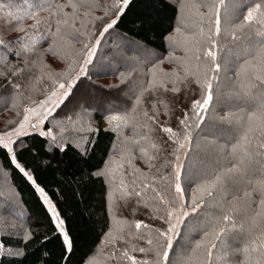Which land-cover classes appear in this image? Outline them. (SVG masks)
Wrapping results in <instances>:
<instances>
[{
	"label": "snow or ice",
	"instance_id": "obj_1",
	"mask_svg": "<svg viewBox=\"0 0 264 264\" xmlns=\"http://www.w3.org/2000/svg\"><path fill=\"white\" fill-rule=\"evenodd\" d=\"M129 3L0 0V20L16 33L0 36L6 94L0 101L17 117L0 130V152L42 201L53 233L44 239L60 242L66 264L75 242L45 189L18 160L17 140L36 135L49 152L89 158L95 141L83 133L99 129L91 105L80 104L74 88ZM175 13L164 37L166 57L143 46L135 66L116 69L125 87L110 86L118 88L120 103L101 117L114 138L90 172L106 185L107 230L80 264H264V0H175ZM45 53L64 69L52 71ZM42 81L37 100L33 93ZM137 159L147 171L135 166ZM121 207L131 218L118 215ZM142 210L147 220L136 218ZM20 229L5 224L0 232L29 241L30 228ZM3 255L25 253L0 242Z\"/></svg>",
	"mask_w": 264,
	"mask_h": 264
},
{
	"label": "trees",
	"instance_id": "obj_2",
	"mask_svg": "<svg viewBox=\"0 0 264 264\" xmlns=\"http://www.w3.org/2000/svg\"><path fill=\"white\" fill-rule=\"evenodd\" d=\"M175 24V0H130L118 28L115 31L110 30L111 35L105 34L93 60V65H103L105 71H99L93 65H89L88 75L81 77L74 88V92L80 88L85 94L93 91L99 101L96 104L87 103L91 105L90 111L95 117L93 128H98L99 131L83 133L85 136H91L95 141L94 148L91 149L86 161H82L73 151H68L66 154L47 151L42 138L36 135L21 137L17 141L18 160L32 171L37 183L45 189L61 218L65 220V227L75 242L74 252L67 259V264H80L81 257L99 244L103 232L107 230L106 185L102 178L90 176V172L94 166L102 164L114 138L113 133L104 131L105 124L101 117L107 109L120 103L115 98L118 88L110 87L111 85L125 87L119 84L116 69L125 70L135 66L137 59L143 55V46H147L161 57H166L168 47L164 37L173 30ZM15 35V32H7L3 20H0V36L11 39ZM137 45L141 48H137ZM76 47L79 48L80 45L76 44ZM44 62L56 72L62 71L65 67L64 62L51 53H45ZM162 67L168 71L172 65L165 60ZM34 72L39 75L38 69ZM44 86L45 81L37 85L39 90L33 93L35 99L43 98L41 91ZM4 95L6 94L0 88V96ZM84 103L86 102H80V104ZM180 107L175 109L177 114ZM16 118L15 111L10 107L5 111L4 102L0 101V129L6 128L8 122ZM160 119L163 121L168 117L162 114ZM68 161L72 162L70 167ZM134 163L141 170L147 171L143 161L137 159ZM1 184H7L9 189L5 196L3 190L0 195L2 215L10 219L17 218V222L14 223L17 229L22 231L20 225L23 224L30 228L33 236L29 241L24 242L19 237L8 238L0 232V242L13 249L18 246L25 253L23 257L0 256V264H66L64 257L68 254L63 253L60 242L55 238L44 239L45 235L50 237L53 235L46 208L32 185L15 169L5 152H0V186ZM12 207H17V211L20 210L22 216L8 215L6 211ZM143 211L146 210L138 211L136 218L147 220ZM118 215L131 218L129 210L124 207L118 210ZM3 226L0 219V228ZM191 226H195V221ZM184 230L182 227V232Z\"/></svg>",
	"mask_w": 264,
	"mask_h": 264
},
{
	"label": "rangeland",
	"instance_id": "obj_3",
	"mask_svg": "<svg viewBox=\"0 0 264 264\" xmlns=\"http://www.w3.org/2000/svg\"><path fill=\"white\" fill-rule=\"evenodd\" d=\"M76 93L78 94V97H79V103L80 102H86V103H94V104H96L97 102H99L98 100H97V94L96 93H94L93 91H89V93L88 94H85V91L83 90V89H80V88H78V90L76 91ZM5 129V128H4ZM4 129H0V130H4ZM21 138V137H20ZM19 138V139H20ZM18 139V140H19ZM17 140V141H18ZM5 175V174H4ZM2 190L3 191H5L4 192V196L8 193V191H9V189H8V186H7V184H1V186H0V195L3 193L2 192ZM2 205H0V213H1V222H2V226L5 224V223H7V224H14L15 222H17V218L16 219H10V218H8V217H5L4 215H2ZM17 207H12V208H10L9 210H7L6 212L7 213H11L12 215H14V216H22V215H20V213H21V211L19 210V211H17ZM4 223V224H3Z\"/></svg>",
	"mask_w": 264,
	"mask_h": 264
}]
</instances>
